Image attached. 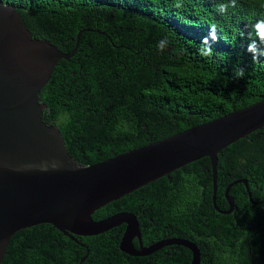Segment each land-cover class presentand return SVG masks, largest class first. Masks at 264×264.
<instances>
[{
	"label": "trees",
	"instance_id": "16d2710c",
	"mask_svg": "<svg viewBox=\"0 0 264 264\" xmlns=\"http://www.w3.org/2000/svg\"><path fill=\"white\" fill-rule=\"evenodd\" d=\"M2 1L17 9L33 37L64 52L81 31L75 53L56 63L39 93L43 118L57 125L77 163L104 160L264 99V0ZM239 179L247 187L235 182L228 191L235 207L216 210L210 162L201 157L92 217L130 211L144 242L191 240L199 264H264V126L217 153L220 210L228 208L225 188ZM124 226L76 240L49 223L22 228L0 264H137L119 249ZM179 246L168 263L155 264H190V249Z\"/></svg>",
	"mask_w": 264,
	"mask_h": 264
},
{
	"label": "water",
	"instance_id": "95a60500",
	"mask_svg": "<svg viewBox=\"0 0 264 264\" xmlns=\"http://www.w3.org/2000/svg\"><path fill=\"white\" fill-rule=\"evenodd\" d=\"M80 33L73 50L64 52L33 37L17 9L0 0V261L16 231L40 223L74 240V235H96L125 223L119 249L140 253L132 243L140 237L134 213L123 210L100 219H93L92 213L201 157L210 162L216 210L226 213L235 207L228 193L231 184L243 182L247 187L245 179L230 183L225 188L228 208L220 210L215 203L217 153L264 126V99L104 160L77 163L57 125L43 118L46 105L39 93L56 63L75 53ZM167 243L188 247L190 264H199V249L188 239L161 240L146 252Z\"/></svg>",
	"mask_w": 264,
	"mask_h": 264
},
{
	"label": "flooded vegetation",
	"instance_id": "af4514ba",
	"mask_svg": "<svg viewBox=\"0 0 264 264\" xmlns=\"http://www.w3.org/2000/svg\"><path fill=\"white\" fill-rule=\"evenodd\" d=\"M119 225L122 226V225H125V223H120ZM120 231L121 230H119V232ZM122 232H123V230L121 231V235H122ZM177 238H180V237H177L174 235L173 236H165V238L162 240H172V239H177ZM183 239H185V238H183ZM132 243H133V247L136 249V251L137 250L140 251V253H138L136 255H131V256H133L132 258L134 259V261L136 260L137 264H142L143 261H146L147 264H153L152 262H154V264H155L159 258H162L163 263H168L169 259H170V251L173 252L172 256H175V254H177V250L180 248V246H179L180 244L175 245L177 243H167L161 247L156 248L155 250H152L150 252H146L147 248L151 245L152 242H150V243L144 242L142 239L141 233H140V237L135 236L132 239ZM184 247H186V246H184ZM186 248H188V247H186ZM160 252H162V257H159ZM125 254H128V253H125ZM190 254H191V258H192V252H190ZM128 255H130V254H128Z\"/></svg>",
	"mask_w": 264,
	"mask_h": 264
}]
</instances>
